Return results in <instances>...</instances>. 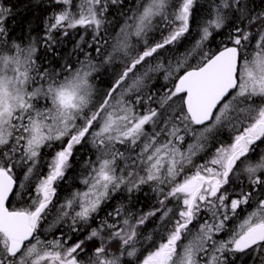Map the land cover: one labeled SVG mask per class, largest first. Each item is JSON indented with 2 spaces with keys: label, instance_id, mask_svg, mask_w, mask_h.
Instances as JSON below:
<instances>
[{
  "label": "snow or ice",
  "instance_id": "6c2138e0",
  "mask_svg": "<svg viewBox=\"0 0 264 264\" xmlns=\"http://www.w3.org/2000/svg\"><path fill=\"white\" fill-rule=\"evenodd\" d=\"M197 4L50 0L43 37L13 39L0 0V264H264V0ZM74 29L76 60L45 63ZM78 149L85 190L50 221Z\"/></svg>",
  "mask_w": 264,
  "mask_h": 264
},
{
  "label": "trees",
  "instance_id": "16d2710c",
  "mask_svg": "<svg viewBox=\"0 0 264 264\" xmlns=\"http://www.w3.org/2000/svg\"><path fill=\"white\" fill-rule=\"evenodd\" d=\"M3 2L5 4L15 6L14 10L17 13H19L15 17V21H16L18 27L16 29L15 36L13 37V39H15V37H19V36L24 34L21 31V27L25 22L31 23V26L34 29V32H33L34 38H42L43 37L44 20H45L46 16H48L53 11V8L49 6L50 0H3ZM259 2H260V0H256L257 4H259ZM211 3H212V0H198L196 15L199 16L200 18H206ZM110 12L112 13L113 16L116 15L115 9H112V11H110ZM71 32L73 33V31H71ZM54 35L57 36L58 34L54 33ZM57 39H58V41L60 40V38H58V37H57ZM77 39H78V36L76 33H73V34L70 33L67 37H63V39L61 41H59V43L57 45V49H56L57 52L59 53V56L53 58L51 55H48V56L44 57V59H46V62L50 61L53 66H55L57 63H60V61L61 62L64 61L65 59L69 60V58H70V61L73 62V60L76 59L78 55H80L77 52L76 55H73V53H72L71 56H69L71 49H73L76 45ZM88 39H89V36H88ZM194 39H195V32H193L192 36L186 37L181 42L180 45H177L178 53L183 52L186 46H190V44L194 41ZM218 39L219 38H217V42H218ZM38 55L43 56V50H41V52L38 53ZM107 78H108L107 74H104L101 76L100 80L97 82L98 86L100 88H103L106 86L104 81H106ZM160 83H162V81H160ZM227 135H228V133H226L225 136H222L221 139H226ZM92 154H93L92 150H90V149H85V150H79L78 149V155L76 156V159L74 161V168L69 169L68 175H67L68 179L64 180L62 182L63 188L62 187L59 188V189H62L63 193L64 192L68 193L70 189H67V187H72V185L75 184L73 181L75 179H77V177H79L81 175V173L83 172V160H84V158L86 156H90ZM251 158L254 161V158L253 157H251ZM49 160H50V156L45 155L44 159L41 161V164L39 166V170L41 172H46V170H47L46 165H47V162ZM242 175H244V174H242ZM237 186H238V188H237ZM232 189H235L236 193H239L241 189H243L245 191L249 190V186L247 184L246 178L243 176H240L239 179H236L235 183H233L231 185L229 191H232ZM144 191L148 192V189L145 188ZM151 195H152V193H149V195L147 197H145L143 194H141L139 199L136 201V207H133L132 210L136 211L137 207L142 208L143 210H147V208L149 207L148 205L152 201ZM112 203L118 204V203H120V200H113ZM129 207H131V206H129ZM250 210L244 209L243 211H240L239 217L243 218L244 215L246 214V212H248ZM238 222H240V219H236V220L230 222V227H235L238 224ZM81 238H83V237L81 236ZM243 264H253V262L249 258L246 257L243 261Z\"/></svg>",
  "mask_w": 264,
  "mask_h": 264
},
{
  "label": "rangeland",
  "instance_id": "374dc122",
  "mask_svg": "<svg viewBox=\"0 0 264 264\" xmlns=\"http://www.w3.org/2000/svg\"><path fill=\"white\" fill-rule=\"evenodd\" d=\"M129 2V0H125V3L127 4ZM113 9H115V8H113ZM110 11H112V9H110ZM115 12H116V9H115ZM115 16V15H114ZM116 19H117V21H119V17L117 16L116 17ZM71 31H73V33H76L77 34V36H78V39H77V41H76V43L77 42H79V40H80V36L83 34V32H84V30L83 29H74V30H70L69 31V34L71 33V34H73ZM68 34V35H69ZM79 34V35H78ZM89 36H90V34H89ZM56 37H58V38H60V40L59 41H61L62 39H63V37H65V36H60V35H57ZM67 37V36H66ZM85 39L87 40L88 39V36H85ZM75 48V47H74ZM74 48L73 49H71V51H70V54H69V56H71V54L73 53V50H74ZM90 51V50H89ZM93 55H95L94 53H93ZM68 56V57H69ZM80 58L81 59H83V57L82 56H80ZM76 59H74L73 60V62L75 61ZM44 62L45 63H48V62H46V59H44ZM64 62H71L70 61V58H69V60H67V59H65L64 61H60V64H62V63H64ZM114 70V69H113ZM108 79V78H107ZM260 151L261 152H264V146H261V148H260ZM252 153H250V157H253L254 158V161L256 160V159H258V153H257V155H254V156H252L251 155ZM257 156V157H256ZM256 157V158H255ZM67 175H68V173H67ZM242 175V174H241ZM240 177H238L237 179H239ZM35 181V178H33V182ZM75 184L74 185H72V187H67V189H70L69 190V192L68 193H66V192H64V193H62V196L60 195V197L58 198V201H57V203L59 202V203H63V201H64V199L66 198V197H68L69 195H70V193L71 192H73V191H76V190H80V191H83V190H85V186L83 185V184H81L80 183V181H79V179L77 178V179H75L74 181H73ZM66 186V185H65ZM62 188H63V186H62ZM65 188V187H64ZM58 189V188H57ZM62 190V189H61ZM66 193V194H65ZM57 203H55L54 205H53V210L54 211H52V213L50 214V216H49V220H52L54 217H55V215H56V211H57V208H58V204ZM251 211V210H250ZM247 213V212H246ZM246 215V214H245ZM244 215V216H245ZM238 224H239V222H238ZM45 227H47V226H45ZM46 235H49V236H51V234H47L46 233ZM82 237H83V235H81Z\"/></svg>",
  "mask_w": 264,
  "mask_h": 264
},
{
  "label": "flooded vegetation",
  "instance_id": "af4514ba",
  "mask_svg": "<svg viewBox=\"0 0 264 264\" xmlns=\"http://www.w3.org/2000/svg\"><path fill=\"white\" fill-rule=\"evenodd\" d=\"M251 155H252V156L257 155V153H256V154H253V153H252ZM240 176L245 177V175H240ZM240 176H239V177H240ZM245 178H246V177H245ZM62 182H63V181H59V182H58L57 196H56V198H54V200H53V205H54L55 203H57L58 198L60 197V195L62 196V193H63V192H62L61 189H59V188L62 187V185H63ZM237 188H238V186H237ZM151 196H153V194H152ZM17 203H18L17 201H13V206H16ZM152 203H153V200L151 201V203H150L148 206L150 207ZM57 204H58V203H57ZM244 209H246V210L249 209V210H250L251 208H250V207H246V208H244ZM53 211H54V210H53ZM45 226H47V225H45Z\"/></svg>",
  "mask_w": 264,
  "mask_h": 264
}]
</instances>
